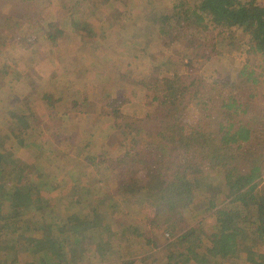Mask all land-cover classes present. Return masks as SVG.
I'll return each mask as SVG.
<instances>
[{"label":"trees","instance_id":"obj_1","mask_svg":"<svg viewBox=\"0 0 264 264\" xmlns=\"http://www.w3.org/2000/svg\"><path fill=\"white\" fill-rule=\"evenodd\" d=\"M11 1L19 6L38 3V0ZM6 2L8 0H0V6ZM185 3L179 4L178 13L162 17L165 21L162 24H166L168 30L160 31V34L172 38L177 32V40L192 47L189 36L200 29L203 33L207 29L203 22L209 17L221 28L219 33L243 30L247 39L243 44L240 41L238 46L246 45V50L264 61V5L259 0H197L183 8ZM20 16L0 11V46L12 38L11 30L21 28L27 15ZM169 20L172 24L166 23ZM69 21L74 27L85 26L81 20ZM145 21L148 22L142 27L143 33L136 32L142 41L154 30L156 22L150 17H145ZM132 22L137 21L133 19ZM39 28L35 29L36 33ZM234 33L232 31L229 36L228 44L237 39ZM45 34L51 45H55L62 30L54 29L53 23H48ZM187 36L189 38L185 39ZM17 42L26 49L33 46L24 39ZM157 66L161 73L166 74L168 70L172 73L161 77L155 85L157 92L151 99L155 105L145 114L153 125L143 127L142 119L125 123L121 134L125 135V141L132 135V145L118 143L120 153L114 158L107 157L105 149L92 153V157L85 156L89 161L86 162L88 170L106 171L109 181H115L112 190L125 197L127 204L147 209L152 215L149 224L173 238L166 246L162 264H264V187L259 186L258 181L264 173V119L261 112L255 114L250 100L238 98L233 93L238 87L235 85L237 80L182 75L177 71L180 65L166 58ZM239 80L244 85L259 84L258 74L245 67L239 71ZM217 85L222 87L219 92ZM217 97L221 98L219 104L215 101ZM194 115L197 120H189ZM27 120L30 118L25 112L17 116L19 123L13 128L11 142L19 139L22 146L37 145L41 132L32 131L33 126L27 124ZM140 133L148 137L143 143L134 137ZM110 139L109 136L105 145ZM5 148V142L0 138L1 249L16 256L20 236L23 241H29L35 231H42L46 241L31 248V264H83L86 251L93 258L104 260L114 256L118 261L125 254L127 256L130 246L135 244L134 236L141 235L136 225L123 224L120 226L124 229L122 233L119 230L109 232L108 242L115 243L112 252L98 234L92 235L98 227H101L100 234L108 231L106 215L108 206L113 205L111 196L101 197L98 191L99 195H93L77 177V182L72 181L68 199L62 200L59 193L50 194L54 188L43 178L46 172L32 166L17 168V179H14L8 175L12 169L8 160H13L14 155ZM72 170L70 168L68 172ZM33 173L37 175L35 185ZM148 175L154 177L153 183L146 179ZM30 176L32 187L26 193L20 185L18 189L7 187L8 181L27 184ZM42 190L49 195H44ZM82 204L90 205L89 210L87 207L83 210ZM199 204L202 208L194 213L212 216L210 231H206L202 219L196 225L187 223L186 214H191ZM144 242L149 243V239ZM16 262L13 258L7 264Z\"/></svg>","mask_w":264,"mask_h":264},{"label":"rangeland","instance_id":"obj_2","mask_svg":"<svg viewBox=\"0 0 264 264\" xmlns=\"http://www.w3.org/2000/svg\"><path fill=\"white\" fill-rule=\"evenodd\" d=\"M183 1L186 2L183 8H187L197 0H38L37 4L28 6H19L8 0L0 6V11L10 12L18 18L22 14L27 15L20 29L11 30L9 42L0 46V138L5 142V149L14 155L13 160H8L12 168L8 175L17 179V168H40L46 172L43 178L51 180L56 186L50 194L59 193L62 200L68 199L72 181L77 182V177L93 195L102 189L105 195L101 197L111 196L113 200L112 207L107 208L108 231L100 234L101 227H98L92 235L98 234L109 252L115 245L108 242L109 232H121L124 230L121 225L130 224L136 225L138 233H141L134 236L132 241L135 244L130 246L124 258L118 261L114 256L108 260L93 258L86 251L83 264H128L129 261H133L132 264H162L166 246L173 239L161 228L149 224L152 215L147 209L129 205L125 197L111 191L115 181H109L106 171L90 172L86 164L89 162L86 158L100 149L107 150V157L114 158L120 153L118 143L132 145L130 138L133 136L128 138V142L121 134L125 123L142 119L143 127L153 125L154 122L147 120L145 114L155 105L151 102L157 92L155 85L161 77L172 73V70L161 73L157 66L161 59L166 58L180 65L177 71L182 75L197 74L209 80H237L235 85L238 87L233 93L238 98L250 100L254 113L261 112L264 119V61L259 55L246 50V45L242 46L247 39L243 30L219 33L221 28L206 17L203 24L207 25V29L203 33L202 29L194 31L189 36L192 47H186L177 40L176 30H172L176 32L172 38L165 33L160 34V31L168 30V26L162 24L165 22L162 17L178 13L179 4ZM259 1L264 5V0ZM145 17L156 22L154 30L142 41L136 32L143 33L142 27L148 22ZM70 19L81 20L85 26H71ZM133 19L138 23H133ZM48 23H53L54 29L62 30L55 45H51L45 34ZM166 23L172 24L171 20ZM38 27L39 33H36ZM232 31L237 39L228 44ZM125 38L128 39L125 41ZM21 39L32 42L33 46L24 48L17 42ZM240 41L242 44L238 46ZM243 67L258 74L257 86L239 82V71ZM17 77L18 81L12 80ZM6 83L9 85L3 87ZM221 88L217 85L216 91ZM215 101L219 104L221 98L217 97ZM14 103L10 109L7 108ZM24 112L30 118L27 124L33 126L32 131L41 132L37 145L22 146L19 139L10 140L13 128L19 123L17 116ZM189 120L196 121L197 116H190ZM109 136L112 139L105 145ZM134 137L141 139L142 143L148 139L144 133ZM70 168L72 172H68ZM114 176L113 179H116ZM36 178V173H33L34 185ZM153 178L148 175L146 179L153 183ZM99 179L103 181L102 186L98 183ZM30 181L31 176L29 182L23 185L8 181L7 187L18 189L20 185L26 193L32 187ZM258 181L259 186L264 187V173ZM42 192L49 195L46 190ZM87 205L82 204L81 208L85 210ZM200 208L201 204L195 206L191 214H186L187 223L196 225L202 219L206 231H210L213 218L195 214ZM20 238L16 256L8 255L0 248L1 264H7L13 258H16V264H31V248L46 241L42 231H35L29 241ZM146 238L149 243L144 242Z\"/></svg>","mask_w":264,"mask_h":264},{"label":"crops","instance_id":"obj_3","mask_svg":"<svg viewBox=\"0 0 264 264\" xmlns=\"http://www.w3.org/2000/svg\"><path fill=\"white\" fill-rule=\"evenodd\" d=\"M23 74H26V73H23ZM20 75V74H19ZM18 76V75H17ZM22 76V75H21ZM22 77H24V75L22 76ZM19 77H17V78H14V79H12L13 81H18L19 79H18ZM9 85V83H6V84H3V87H5V85ZM29 83L27 82V85H28ZM68 170V169H67ZM97 173V172H96ZM49 182H50V184H51V186L54 188V187H56V186H54L53 185V183H52V181L51 180H49ZM102 182L103 181H101V182H99L100 184H101V186H102ZM15 184H19V182H16ZM20 184H23V183H20ZM81 184H84V182H82ZM96 190H98V189H96ZM53 191H55V188H54V190ZM101 191V192H100ZM111 191H113V190H111ZM98 192H99V194H100V196H103V195H105V193H103V191H102V189H99L98 190ZM90 205H87V206H85V207H87L86 209H88L89 210V207Z\"/></svg>","mask_w":264,"mask_h":264}]
</instances>
